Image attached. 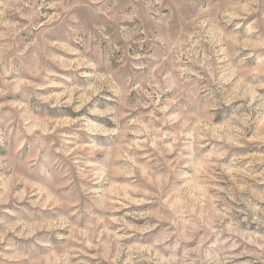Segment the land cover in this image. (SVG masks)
<instances>
[{
    "label": "rangeland",
    "instance_id": "rangeland-1",
    "mask_svg": "<svg viewBox=\"0 0 264 264\" xmlns=\"http://www.w3.org/2000/svg\"><path fill=\"white\" fill-rule=\"evenodd\" d=\"M0 264H264V0H0Z\"/></svg>",
    "mask_w": 264,
    "mask_h": 264
}]
</instances>
